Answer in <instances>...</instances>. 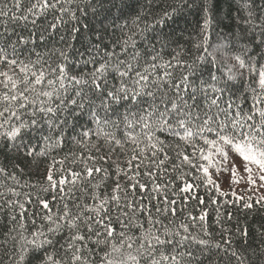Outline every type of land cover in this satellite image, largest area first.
<instances>
[{
	"label": "snow or ice",
	"instance_id": "1",
	"mask_svg": "<svg viewBox=\"0 0 264 264\" xmlns=\"http://www.w3.org/2000/svg\"><path fill=\"white\" fill-rule=\"evenodd\" d=\"M73 4L75 8L71 7ZM0 5V26L4 29L0 34V141L3 142L0 151L8 148L42 157L64 142L63 129L70 123L74 131L79 120L87 116L88 122L95 126L78 133L80 138L73 137L88 152L87 156L81 154L77 158L82 171L68 169L71 180L61 176L56 181L51 167L48 170V187L42 191H56L61 207L54 212L46 198L36 197L44 212L46 231L36 229L26 236L25 225L20 223L15 236L5 234V245L9 239L12 241L14 252L10 259L14 264H26V257L31 258L37 252L43 253L40 264H203L201 257L213 248L230 253L229 259H234L236 264H264V232L260 233L258 248L248 256L246 253L252 247L249 240L233 248L228 229H222L225 233L222 242L203 238L211 236L205 223L206 211L199 217L188 213L190 226L184 221L177 223L175 208L177 198H194L204 203L198 196L183 195L194 187L187 179L192 173H185L186 166L202 172L203 177L197 179L219 190L218 181L213 180L209 169L217 173L230 172L233 182H238L235 180L238 167L232 158L235 155L244 162L249 183H255L250 166L256 167V175L264 181V63L247 52L249 45L253 50L264 49V8H256L255 0H239L238 5L229 0L236 15L226 14V17L235 22L237 31L224 35L216 32L223 23L217 0H201L198 8L202 13V40L197 49L203 46V53L196 59L204 61L211 56L209 63L215 66L219 53L224 64L228 65L229 60L234 62L227 67L224 78L209 71L208 78L203 79V73L200 77L195 75V63L182 59L180 52L168 60L159 52L151 57H142L140 52L128 55L129 45L136 47L135 33L117 37L111 48L101 38L100 43L87 50L86 58L82 54V59L76 61L85 68L91 65V69L77 74L71 72L64 51L60 52L62 59L54 67H45L40 59L20 60L17 46L26 44L27 38L18 35L13 41L12 35L16 33L9 24L31 21L35 26L37 18L51 14L49 27L57 29L65 23V16L79 23L77 12H85L92 5L103 10L104 0H91L90 4L84 0L80 3L77 0H11L10 4L0 0ZM168 16L165 11L158 22L162 23ZM139 22L137 16L132 23L143 34ZM78 32L73 27L69 35ZM210 33L221 37L218 44L211 45L212 52L208 51ZM257 38L259 43H256ZM233 50L236 54H230ZM121 54H124L123 59ZM260 55L264 58V51ZM177 69L186 71L177 72ZM245 72L249 77L255 76L254 81H249L251 107L248 110L237 102L238 97L233 99L232 91L239 88L232 81L243 80ZM226 93L229 94L227 100L224 99ZM121 107L125 109L123 113L119 111ZM121 125L123 139L118 138ZM164 134L179 143L166 142L161 139ZM93 136L112 146L107 155L99 154L101 148L92 142ZM126 144L132 147L126 149ZM116 148L127 156V168L116 163L117 176L123 173L125 182L117 178L110 191L101 192V181L92 183L94 173H104V179L108 178V170L98 166V162L110 160ZM188 148H191L190 153ZM93 149L99 155H92ZM5 172L0 168V174ZM173 175L175 180L171 178ZM8 178L16 179L14 174ZM177 182L182 186L177 188ZM67 185L71 186L65 187ZM77 187L81 193L78 196L75 195ZM7 191L19 196L14 188ZM25 197L31 203L29 194ZM52 199L55 201L57 197ZM154 200L158 203L153 205ZM7 203L18 204L20 209L25 207L18 200ZM243 206L252 208L247 202ZM169 215L172 219H168ZM227 218L232 219L231 212L227 213ZM216 223H220L219 209ZM192 227H198L199 232L194 233ZM65 229L68 232L61 242L58 234ZM236 232L241 238L249 237L246 228H237ZM91 244L96 248L90 247Z\"/></svg>",
	"mask_w": 264,
	"mask_h": 264
},
{
	"label": "trees",
	"instance_id": "2",
	"mask_svg": "<svg viewBox=\"0 0 264 264\" xmlns=\"http://www.w3.org/2000/svg\"><path fill=\"white\" fill-rule=\"evenodd\" d=\"M7 2L10 4L11 0H7ZM233 2L238 5L239 0H233ZM77 3H80V0H77ZM84 3L90 4L91 0H84ZM200 3L201 0H191V3H189V0H123V3L121 0H104L103 10H100L98 5H92L85 12H77L79 23L76 20L70 21L69 17L65 16V23L61 24L57 29L49 27L53 19L51 14L47 17L42 16L37 18L35 26H33L31 21L27 24L19 22L17 24H9L8 26L15 29L16 34L12 35L13 41L16 40L18 35H23L27 38L26 44L17 46V56L20 60L36 61L40 59L45 67L48 65L54 67L62 59L60 52L64 51L68 56L70 70L73 74L91 69V65L85 68L82 64H77L76 61L82 59V54L86 58L87 50L93 48L95 44L100 43L101 38L111 48L112 42L117 37H122L125 33H135L133 41L136 47L133 48L129 45L128 55H131L133 52H140L142 57H151L159 52L164 60H168L171 56L180 52L182 59L189 64L195 63V75L197 77H200L201 73H203L202 78L207 79L208 72L211 71L213 74L224 78L227 74V67L234 63L233 61L229 60L228 65L224 64L222 55L219 53L216 55L217 63L215 66L209 63L212 60L211 56H207V60L204 61L196 59L203 53V46L199 50L197 49V45L202 40L200 33L202 13L198 8ZM185 4H189V6L185 7ZM71 7L75 8L76 5L73 4ZM81 7H83V4H81ZM217 7L219 8V15L223 18V23L217 27L216 32L227 35L233 31H237L235 22L226 17V14H230L231 16L236 15L235 7L230 8L229 0H217ZM249 7H251V3H249ZM255 7L264 8V0H255ZM173 9H176V11L174 12ZM94 11L95 15L93 14ZM165 11L169 13V16L164 17L163 22L159 23L158 21ZM137 16L140 17V29L143 30V34L137 31L135 25L132 23ZM145 25L148 27L145 28ZM229 25L231 26L229 27ZM73 27H76L79 32L78 34L72 33L69 35ZM3 31V27L0 26V34ZM41 35L43 39H41ZM209 39L210 46H208V51L212 52L213 48L211 45L218 44L221 37L210 33ZM256 43H259L258 38ZM69 44H71V47H69ZM116 51H119V48ZM262 51L264 49L261 48L253 50L252 45H249L247 48V52H250L254 59H258L261 63H264V58H261L260 55ZM230 54H236L235 50ZM205 55L207 54L205 53ZM121 58H124V54H121ZM180 71H186V69H177V72ZM250 79L254 81L255 76L249 77V73L245 72L243 80L237 78L232 81L239 86L238 90H232L235 93L233 99L238 97L237 102L245 110L251 107ZM196 82L199 84L200 80L197 79ZM228 96L229 94L226 93L224 99L227 100ZM246 96L247 101L245 102ZM119 111L123 113L125 109L121 107ZM113 119H116V117H113ZM94 127L93 124L88 122L87 116L79 120L74 131L71 130L72 125L70 123L63 129L65 134L64 142L58 148L50 150L47 155L42 157L28 156L26 152H17L8 148L0 151V168L6 170L5 173L0 174V193L4 194L0 196V264H14L13 259H10L14 252L12 241L9 239L7 245L4 243L6 233L9 236H15L20 230V223L25 225L27 230L25 232L26 236L36 229L46 231L47 224L42 219L44 212L36 202V197L46 198L54 212L61 207L57 203L60 197L56 191L47 193L42 191L43 188L48 187L46 179L48 170L51 167L56 181L61 176H65L68 180H71L72 177L67 172L68 169H71L73 172L82 171L83 166L77 158L81 154L87 156L88 152L77 144L73 137L80 138L78 133L84 129ZM118 138H124L123 125L119 129ZM161 139L172 144L179 143V141L174 140L167 134L161 135ZM91 140L100 146L101 153L99 154L107 155L111 151L112 146L107 145L103 139L97 140L93 136ZM35 143L36 141L33 140V144ZM131 147V144L125 145L126 149H130ZM0 148H3L2 141H0ZM39 150V148L36 149L37 152ZM187 151L190 153L191 148H188ZM99 154L94 149L92 150V155ZM169 154L172 155L171 152ZM232 158L236 159L240 157L233 155ZM73 160H77V163H73ZM126 160L127 156L121 152L120 148H116L115 154L111 156L110 160L98 162V166L108 170V178L104 179V173H94L92 183L101 181L102 186L100 191L104 192L111 190L117 178L122 183L125 182L123 173L119 174V177L117 176L116 163L118 162L121 167L127 168ZM57 161H64V163H56ZM201 163L206 164L207 162L201 161ZM61 168L65 171H58ZM187 172L192 173L191 176H187V179L194 187L183 195L189 197L198 196L203 199L204 203L201 204L198 199L194 198L188 200L177 198V204L175 205L177 223L184 221L191 226L192 221L187 219L188 213H191L193 217H199L202 212L206 211L207 218L205 223L211 236L203 238L210 239L213 242H222V236L225 235V233H222V229H228L232 236L233 248L242 245L245 239L249 240L252 247L248 249L246 255L251 256L252 252L259 246L260 233L264 232V200L257 196L249 186H246V183L240 186L239 183L242 180H240L239 174L235 177V180L238 182H233L230 172L217 173L215 169L210 168L209 172L212 174L213 180L218 181L219 190H217V187L213 184H204L203 179H197V177H203L202 172L186 166L185 173ZM13 174L16 179H9L8 177ZM171 178L175 180L174 175ZM70 186L67 185L65 187ZM181 186L182 184L177 182L176 187L179 188ZM85 187H87V183ZM8 188H14L19 193V196L9 193L7 191ZM25 194H29L31 203L26 199ZM75 195H81L78 187L75 190ZM53 196H56L57 200L54 201L52 199ZM241 197L244 199L241 200ZM9 200H18L20 203H24V209H20L18 204H8L7 201ZM213 200L216 203H212ZM245 202L252 204V208L245 209L243 206ZM156 203H158L157 200L152 202L153 205ZM217 209L220 210L219 224L216 223ZM38 212L39 215H36ZM229 212L232 213L231 220L227 218V213ZM21 214L24 216L23 220H21ZM168 219H172L171 215H169ZM197 224H199V221H197ZM116 227L119 231V226L117 225ZM237 228H246L249 231V237L241 238L236 232ZM191 230L194 233L199 232L198 227H192ZM67 232L68 230L65 229L62 234H58L61 242L67 235ZM200 235L203 236L202 233ZM57 247H59V244H57ZM90 247L95 249L96 245L91 244ZM48 250L52 251V249ZM98 252L102 255L101 250H98ZM42 256L43 253L37 252L31 258L26 257V264H40ZM229 257L230 253L213 248L210 250V253H206L201 259L203 260V264H236V261L234 259L230 260ZM252 258L255 259V257ZM92 259L95 260L96 256H93Z\"/></svg>",
	"mask_w": 264,
	"mask_h": 264
},
{
	"label": "rangeland",
	"instance_id": "3",
	"mask_svg": "<svg viewBox=\"0 0 264 264\" xmlns=\"http://www.w3.org/2000/svg\"><path fill=\"white\" fill-rule=\"evenodd\" d=\"M237 167H238V173L240 176V180H242L239 184L240 186L243 185V183H246V186H249L252 191H254L256 193L257 196L259 197H264V186H261L262 184H264V181H260L258 176L256 175V167L255 166H250L252 167V171H253V179L255 180V183H249L247 180V173L244 172V162L242 161L241 158H236L234 159ZM264 200V199H263Z\"/></svg>",
	"mask_w": 264,
	"mask_h": 264
}]
</instances>
